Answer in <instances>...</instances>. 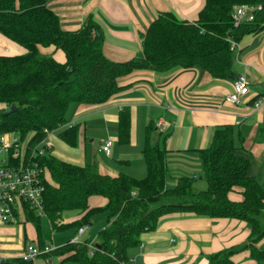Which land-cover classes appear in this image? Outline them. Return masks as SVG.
Segmentation results:
<instances>
[{"label": "trees", "instance_id": "obj_1", "mask_svg": "<svg viewBox=\"0 0 264 264\" xmlns=\"http://www.w3.org/2000/svg\"><path fill=\"white\" fill-rule=\"evenodd\" d=\"M48 0H0V33L25 47L21 54H0V133L15 131L32 136L31 143L68 122L72 104L102 105L130 86L121 83L136 72L168 71L200 67L216 78L234 76V49L244 35L264 27V0H204L196 20L179 18L164 11L152 20L143 34V54L127 60H114L104 54L102 25L87 15L78 30L62 27L60 17ZM261 4L252 20L234 24L235 4ZM54 45L65 53L60 62L41 53L39 46ZM70 68V69H69ZM7 110V111H8ZM119 140L128 142L131 115L128 108L119 113ZM142 149L146 175L141 178L125 172L111 175L98 172L92 164H77L50 152L41 156L44 166V213L56 229L90 224L92 217L106 212L108 223L98 232V241L66 243L41 252L46 256L63 255L79 264H121L129 262V251L141 241L144 232L158 227L162 216L171 212H193L208 217H232L246 220L250 234L243 244L225 247L210 254L209 264H237L233 255L249 249L257 264H264V187L248 171L250 159L237 152L242 133L234 124L219 126L212 142L198 148L207 180L205 189L194 191L195 176H179L174 183L167 149L149 141V128ZM71 145L78 141V128L67 126L59 131ZM240 139V142H241ZM238 187L239 199L230 193ZM101 195L104 205L90 206L88 199ZM27 220L39 232L40 215L24 203ZM77 209L81 216L59 224L67 210ZM40 254V255H41ZM29 260L7 258L0 264H27Z\"/></svg>", "mask_w": 264, "mask_h": 264}, {"label": "crops", "instance_id": "obj_2", "mask_svg": "<svg viewBox=\"0 0 264 264\" xmlns=\"http://www.w3.org/2000/svg\"><path fill=\"white\" fill-rule=\"evenodd\" d=\"M47 3L59 15L62 27L68 30H78L87 15L92 14L102 25L104 54L114 60H127L143 54V34L159 13L171 11L181 19L193 21L204 0H48ZM39 49L60 62L66 59L64 51L54 45H40ZM25 51L24 46L0 33V54ZM233 54V78H216L197 66L162 72L141 71L123 78L121 83H133L105 104H78L67 122L77 125V143L69 144L60 130H54L47 138L49 152L73 163H90L100 173L125 172L141 178L146 175L142 152L146 129L152 125L149 141L167 149L172 184L181 175L197 177L194 175L199 172L196 167L202 164L197 149L211 144L219 126L234 124L242 133L237 152L250 159L248 171L264 187V102L258 108L254 106V100L264 94V27L257 33L244 35ZM241 73L248 78V94L241 104L225 102L224 96L233 90L234 78ZM124 108H128L131 115L128 142L119 140V113ZM96 138L98 150L107 138H113L110 154L100 156L88 152V139L94 144ZM238 191L236 187L230 196L241 198ZM106 201L101 195L88 199L90 206L104 205ZM96 215L90 224L83 225L85 229L81 233V227L55 228L65 232L67 237L48 240L42 229L45 246L57 247L76 236L79 241L95 243L99 239L97 233H93ZM80 216V210L70 209L57 222H71ZM17 220L4 223L0 219V258H20L29 245L40 246L39 232L34 223L27 220L25 211L18 214ZM249 234L250 226L243 219L171 212L161 217L155 230L141 235L140 243L129 251L128 264H209L210 254L243 244ZM263 242L264 239L258 244ZM233 259L237 264H257L249 249L236 252ZM27 264L79 263L71 258L64 260L63 255L41 254Z\"/></svg>", "mask_w": 264, "mask_h": 264}, {"label": "built area", "instance_id": "obj_3", "mask_svg": "<svg viewBox=\"0 0 264 264\" xmlns=\"http://www.w3.org/2000/svg\"><path fill=\"white\" fill-rule=\"evenodd\" d=\"M261 4H235L233 6L234 24L244 20H252ZM232 49L238 48V43L232 41ZM249 92V81L245 74H238L233 81V90L224 96V101L241 104ZM264 102V94L254 100V106L259 107ZM7 106V105H6ZM74 123V122H73ZM160 123V122H159ZM70 123L58 126L55 129H45L46 136L39 142L31 145L29 138L24 139L15 131L0 133V219L4 223L18 221V214L23 213V203H28L38 213L44 212L43 190L45 169L40 163L41 156L49 153L50 142L48 135L54 130H61ZM113 138H107L101 145L106 153H111ZM85 229L81 227L79 233ZM73 242H79L76 236ZM50 246L29 245L22 254L24 260L34 259L41 252L49 251ZM5 258H0V261ZM121 264H128L122 262Z\"/></svg>", "mask_w": 264, "mask_h": 264}, {"label": "rangeland", "instance_id": "obj_4", "mask_svg": "<svg viewBox=\"0 0 264 264\" xmlns=\"http://www.w3.org/2000/svg\"><path fill=\"white\" fill-rule=\"evenodd\" d=\"M77 105L78 104H72L70 106V108L68 109V112H67L66 116H67V118L69 120L73 117V113H74L73 110L75 109V107ZM7 110H8V106H6V104H4V106H0V120L2 119V114L1 113L6 112ZM27 137H30L29 138V142L31 143L32 136L28 135L24 139H27ZM37 142H39V141H34V142H32L31 145L33 146V144H35ZM87 144H88V152L89 153L91 152V153H94V154H98L100 156H104V154L106 155V153L102 149L98 150V146H99L98 138L95 139L94 144H90V140L88 139ZM201 165L196 167V169H199L198 174H194V175L197 176L193 180V190L194 191H199V190L205 189L207 187V180H206V178L204 176L203 166L201 167ZM179 175L180 174H177V176H179ZM24 207L25 206H24V203H23V209H24ZM39 214H41L40 215V224H41V230L43 229V232H44V238H46L48 240H51V239L53 240V238H55V237L56 238H58V237H67L65 235V232H60L58 230L56 231V229L52 226V224L50 222V219L46 216V214L43 211L41 213L39 212ZM106 216H107L106 212L105 213L101 212V213H98L94 217L95 224L93 226V229H94L93 233H97V235H98V232L101 229V227L103 228L104 226H106V224L108 223V219H107ZM34 226H35V224H34Z\"/></svg>", "mask_w": 264, "mask_h": 264}, {"label": "water", "instance_id": "obj_5", "mask_svg": "<svg viewBox=\"0 0 264 264\" xmlns=\"http://www.w3.org/2000/svg\"><path fill=\"white\" fill-rule=\"evenodd\" d=\"M70 69V68H69ZM234 76H232L231 78H233ZM17 109V107H16V105L15 104H12V106H11V108L8 110V111H6L5 113L7 114V113H9V112H12V111H14V110H16Z\"/></svg>", "mask_w": 264, "mask_h": 264}]
</instances>
